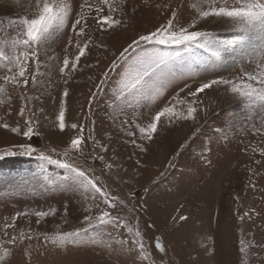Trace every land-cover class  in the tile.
Returning a JSON list of instances; mask_svg holds the SVG:
<instances>
[{"label":"rangeland","instance_id":"1","mask_svg":"<svg viewBox=\"0 0 264 264\" xmlns=\"http://www.w3.org/2000/svg\"><path fill=\"white\" fill-rule=\"evenodd\" d=\"M80 2L74 0V10H78ZM133 2L140 4L141 0H129V7ZM150 2H170L172 8L161 14L155 7L141 6L134 16L130 13L127 27L97 33L96 42L107 47L92 48L86 59L92 64L99 60V65L76 73L68 85L63 83L57 66L62 63L67 42L74 34L70 25L57 32L41 50L40 71L47 75L38 77L39 87L30 85L29 95L39 99L28 101V107L37 113L40 121L37 130L41 135L29 141L22 135L0 128V150L19 151L13 146L31 143L46 153L50 148L60 152L76 134L71 129L61 133L57 126L62 91L67 86V122L84 123L85 137L91 134L107 145L108 152L102 154L115 167L111 171H102L103 164L89 158L96 154L92 151L91 139H87L86 155L78 157L75 162L84 168H93L100 182L125 201L126 207L118 205L113 215L127 221L129 226H134L138 218L146 247L156 264L161 260L167 264H241L242 258L246 264H264V249L252 248L250 256L240 251L241 241L254 240L257 245L264 243V156L260 154L264 150V135L252 130V124L260 127L264 113L257 114L223 87L214 86L200 94L202 107L207 109L206 115L198 113L196 123L176 121L170 124L162 118L159 131L151 142L137 139V143H143L147 148V152H141L130 143L126 129L120 127L124 117L115 114L117 119L113 122L109 115L113 112L109 105L113 103L121 66L110 73L103 92L92 105V116L87 121L83 119L89 89L94 87V81L114 58L113 53L118 55L138 35L164 23L172 9L176 10L180 23H186L196 14L193 9L195 0ZM29 4H34V0H0V19L31 16L35 9L29 8ZM200 26L216 33V39L228 45L229 52L223 58L210 57L201 64L194 54L185 50L163 49L168 81L165 91L154 106L140 108L135 115L129 109L127 118L131 123L150 122L155 111L177 93L179 98H184L187 91L203 82L239 76L242 69H255L253 57L241 49L240 34L222 30L216 23H202ZM6 38L7 34L0 33V39ZM141 47L148 53L154 48H163L155 45ZM72 52L73 49L68 48V53ZM144 54L141 51V55ZM84 62L85 58H82L81 63ZM29 71H34L33 65L29 66ZM186 85L190 87L180 92V88ZM9 92L12 93V102L0 105V117H3L0 122L13 126L19 124L23 128L24 118L19 116L22 101L11 87ZM25 115L29 113L26 111ZM132 130L136 131L134 127ZM96 150L99 151L98 144ZM50 154L56 156V153ZM62 176V169L38 160L36 154L0 159V245H5L13 253L5 258L4 264H141L135 252L128 254L124 251L132 246L124 228L114 229L108 225L90 229L75 244L64 248L44 241V234L84 228V216L89 214L84 211L86 207L91 206L93 214L98 212L97 203L101 209L105 207L99 199L93 202L80 193L63 191L59 187ZM250 182L256 186L249 187ZM237 196L239 201L235 199ZM50 208L58 211L40 219L39 223L34 215L17 219L16 228L9 229V235L19 236L20 231L28 233L31 229L32 238H25L17 245H7L3 225L11 222L17 211L35 212ZM252 208L260 215L253 214L251 220L238 218ZM180 216H186L187 220L181 221ZM157 239L165 245L166 256L156 249ZM119 241L127 243L122 245ZM244 246L247 247V243Z\"/></svg>","mask_w":264,"mask_h":264},{"label":"snow or ice","instance_id":"2","mask_svg":"<svg viewBox=\"0 0 264 264\" xmlns=\"http://www.w3.org/2000/svg\"><path fill=\"white\" fill-rule=\"evenodd\" d=\"M141 6L155 7L163 14L172 4L151 3L150 0H141L140 4L133 2L129 7V0H81L78 10H74V0H34V4H29V8L35 9L31 16L24 15L15 19H0V33L7 34L6 39H0V105L11 104L12 93L9 87L16 92L22 101L19 109V116L24 118V127L19 124L15 126L7 122H0V128L5 129L17 136L22 135L27 140H32L34 136H40L37 130L39 118L35 110L28 107V101L39 99V97L29 95L30 85L32 88L40 86L38 77L46 76L40 68L41 50L51 41L57 33L71 27L74 34L70 37L62 63L57 66L61 74L63 83L68 85L73 76L85 69H91L99 65V60L95 64L87 62V56L92 48H106L107 46L96 42L97 33L111 32L117 28L127 27L130 22V13L134 16L137 9ZM195 16L191 17L186 23L177 20V12L172 9L169 18L159 24L154 30L138 35L117 55L113 53V59L102 71L98 80L94 81V87L89 89L87 101V112L83 119L87 121L92 116V105L97 100L98 95L103 92L104 86L110 79V73L121 68L120 79L114 90L113 103L109 105L113 112L109 113L113 122L119 114L124 117L120 121V127L126 129V135L131 138L130 143L141 152H147L143 143H137V139L151 142L159 131L162 118H166L171 124L176 121L199 120L198 113L207 114V109L203 108V101L200 94L205 90L215 87H223L225 91L233 97L239 99L247 105L250 110L257 114L264 113V0H195L193 4ZM216 23L222 30L240 34L241 49L253 57L255 63L254 70L242 69L239 76L226 78L219 77L201 83L194 90L187 91L186 97L179 98V93L151 116L150 122L146 124L131 123L128 117V110L131 109L133 115L140 108L155 105L157 100L163 95L167 81L165 72L166 60L163 49H182L194 54L199 63H206L210 57L223 58L229 52V46L216 39V33L201 27V24ZM142 45L163 46L154 48L151 53L142 49ZM68 48L73 52L68 53ZM140 49V51H137ZM141 51L145 52L141 55ZM234 51V49H233ZM82 58L85 62L82 64ZM50 59H55L51 57ZM34 66V71H29V66ZM92 80L93 77H88ZM189 85L180 88V92H185ZM69 88L66 86L62 91L59 112L56 117L57 126L61 133L66 129L75 130L76 134L70 137L67 145L57 152L56 148H50L48 152L41 151L31 143L14 145L13 148L0 150V159L5 156H33L48 165H55L56 168L63 170V176L59 178V187L69 193H80L86 199L96 202L99 199L105 207L100 208L96 204L98 212L93 214V209L88 206L84 209V228L75 229L70 232H57L53 235L44 234V241L50 242L58 248L67 247L75 244L90 229L94 230L100 226L111 225L114 229L124 228L129 234L131 247L124 249L128 254L136 253L141 264H156L148 247H146L143 233L139 229V221L134 226H129L127 221L122 220L118 215H113V211L118 209V205L126 207V203L118 195H114L108 186L100 182V177L95 175L93 168H84L75 161L80 156H85V149L88 147L87 139H91L92 151L95 155L89 158L100 161L103 169L113 170L114 163L109 162L102 153L108 152L107 145L96 140L95 136L84 135V123L67 122V101ZM26 111L29 115H25ZM43 112V109H39ZM139 119V116L136 117ZM3 121V117H0ZM94 127V122H93ZM136 131H133L132 128ZM252 130L264 135V116L260 119V127L252 124ZM137 131L139 137H137ZM97 144L99 151L96 150ZM255 151V149H254ZM50 153H56L54 157ZM264 156V150L260 153ZM257 164L260 161L256 162ZM42 170L43 165L41 166ZM55 184V181H52ZM256 185L249 183V187ZM239 201V197H235ZM58 210L39 211H17L12 217L11 222L3 225V235L8 237L7 245H17L23 239H31V229L28 233L20 231L19 236L9 235V229L16 228V220L20 217L35 216L37 223L40 219L49 215H54ZM65 215L67 205L64 206ZM253 214L259 216L260 213L254 208L244 212L238 218L243 221L251 220ZM175 219V217L173 218ZM181 221L187 220L186 216H180ZM126 244V241H119ZM247 243V247L244 245ZM155 247L165 256L167 250L160 239L155 242ZM259 247L264 249V243L259 245L254 240L241 241L240 251L250 256V249ZM0 264H4L5 258L13 255L5 245H0ZM160 264H167L161 260ZM241 264H246L242 258Z\"/></svg>","mask_w":264,"mask_h":264}]
</instances>
